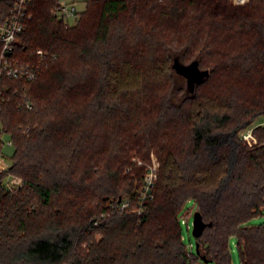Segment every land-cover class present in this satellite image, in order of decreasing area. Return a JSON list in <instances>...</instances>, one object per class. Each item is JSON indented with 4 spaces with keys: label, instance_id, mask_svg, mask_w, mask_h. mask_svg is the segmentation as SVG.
<instances>
[{
    "label": "trees",
    "instance_id": "16d2710c",
    "mask_svg": "<svg viewBox=\"0 0 264 264\" xmlns=\"http://www.w3.org/2000/svg\"><path fill=\"white\" fill-rule=\"evenodd\" d=\"M12 2L0 0V24ZM57 3L30 0L14 53L55 59L24 89L6 82L0 105L14 148L0 183L22 181L0 184V264H232L231 242L241 264H264V223L247 225L264 210V128L252 149L239 138L264 116V0H87L71 28ZM193 51L209 75L176 103L170 53ZM152 154L153 199L118 210ZM190 200L210 224L199 256L181 235Z\"/></svg>",
    "mask_w": 264,
    "mask_h": 264
},
{
    "label": "built area",
    "instance_id": "2783aa9c",
    "mask_svg": "<svg viewBox=\"0 0 264 264\" xmlns=\"http://www.w3.org/2000/svg\"><path fill=\"white\" fill-rule=\"evenodd\" d=\"M235 6L245 5L249 0H230ZM30 0H13L12 6L8 12L7 19L0 24V105L6 101L7 92L9 87L6 82H33L41 69L43 62L47 59L53 61L55 57L49 55L42 50H36L35 56L37 57V64L21 63L14 57L15 45L18 37L23 31L26 20L29 18L28 5ZM58 9L55 11L54 16L61 20L65 27H69L70 21L76 19L80 12L76 6L71 4H63L58 1ZM16 92V91H15ZM27 109H31L26 105ZM257 128H264V116L256 118L248 127L239 133V138L243 141L249 149L258 145V141L254 136V130ZM4 132L0 126V174L6 173L9 164L6 162L2 153L5 144L2 141ZM7 146L12 147L11 140L7 142ZM138 166L144 167V174L141 183L130 197L120 199L118 210L141 214L146 208V204L153 199L154 192V176L158 171L157 161L151 156L149 163H137ZM7 191H16L21 188L22 181L14 176L6 175L0 183ZM181 224L187 225L186 220H182ZM96 225V223H94Z\"/></svg>",
    "mask_w": 264,
    "mask_h": 264
},
{
    "label": "rangeland",
    "instance_id": "374dc122",
    "mask_svg": "<svg viewBox=\"0 0 264 264\" xmlns=\"http://www.w3.org/2000/svg\"><path fill=\"white\" fill-rule=\"evenodd\" d=\"M59 2L63 3V4H71L73 3L76 8L78 9V11L80 13H82L85 9L86 6V1L87 0H58ZM227 2H229L231 5H233V3L230 0H227ZM252 2V0H249L245 5L242 6H246L248 4H250ZM235 6V5H233ZM240 7V6H239ZM54 16V13H53ZM79 16V15H78ZM78 20V17L76 19H72L70 21V25L67 28H71L73 27L76 22ZM181 49H176V51H180ZM196 51L191 52V54L186 55V57H184V62H182L183 64H187L190 61H192L195 57H196ZM211 54H205V57L210 61V62H214V58L213 56H210ZM171 64L173 63L174 68H170L171 70V74L174 78V88L176 90L175 93L171 94V98L173 99L174 102H180L183 98L190 96L192 94L193 88L192 85L190 84L191 81V77H192V72L190 70L187 71H183L179 68L180 63V57L177 54H171ZM206 66L204 64H201V68H205ZM2 141L5 144V146L2 149V153L5 157L6 162L11 165L12 162V155H13V151L14 148L13 146H7V142L10 141V137L8 134L4 133L2 135ZM151 156H153L154 159H156L155 155H150L149 160L151 158ZM195 204L192 200L187 201L184 206L183 209L181 211V219L182 220H186L187 221V225L185 224H181V235H182V241L185 245V250H187L188 252H195V238L192 236V220H193V214L195 212ZM264 223V210H262V214L252 220H250L248 222V226H257ZM101 238L100 234H94V239L95 240H99ZM82 248H85L86 244L83 243ZM233 258H234V264H239V258H238V253L236 251V249L234 250L233 253ZM200 261V260H199ZM194 264H203L201 261L200 262H196ZM209 264V263H208Z\"/></svg>",
    "mask_w": 264,
    "mask_h": 264
},
{
    "label": "water",
    "instance_id": "95a60500",
    "mask_svg": "<svg viewBox=\"0 0 264 264\" xmlns=\"http://www.w3.org/2000/svg\"><path fill=\"white\" fill-rule=\"evenodd\" d=\"M171 54H177V53H170V55ZM178 55H179L180 60H181L180 61L181 64L179 65L178 69H181L183 71L190 70L192 72V77H191L190 84L192 85L193 91H192V94L190 96L185 97V98H188V97H191L194 94L195 88L198 85L204 83L207 80L209 72H208V70H201L199 68L197 60L192 61L191 63H189L187 65L183 64L182 63V59H181L182 54L178 53ZM170 68L176 69V68H174L173 63L170 64ZM185 98H183V99H185ZM209 225L210 224H206L203 221L202 216L199 213V211H195L194 214H193V220H192V236L194 238H199L202 235L204 229L207 226H209ZM195 255L199 256V250H198V244L197 243H195ZM199 260L203 264H208L209 263L203 256H200Z\"/></svg>",
    "mask_w": 264,
    "mask_h": 264
},
{
    "label": "crops",
    "instance_id": "0c3cea01",
    "mask_svg": "<svg viewBox=\"0 0 264 264\" xmlns=\"http://www.w3.org/2000/svg\"><path fill=\"white\" fill-rule=\"evenodd\" d=\"M234 250H235L234 242H231L232 264H234V258H233ZM239 264H241L240 261H239Z\"/></svg>",
    "mask_w": 264,
    "mask_h": 264
}]
</instances>
